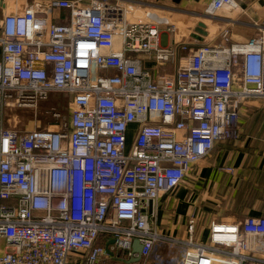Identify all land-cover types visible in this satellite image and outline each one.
<instances>
[{"label": "built area", "instance_id": "built-area-1", "mask_svg": "<svg viewBox=\"0 0 264 264\" xmlns=\"http://www.w3.org/2000/svg\"><path fill=\"white\" fill-rule=\"evenodd\" d=\"M137 7L49 0L0 18V264H150L167 240L154 226L162 195L236 139L244 102L264 98V27L164 46L161 22ZM225 7L240 6L212 0L206 13ZM56 9L68 22L52 21ZM55 92L70 96L67 119L5 125L6 105ZM188 231L180 264H264V216L215 221L207 243L195 215Z\"/></svg>", "mask_w": 264, "mask_h": 264}, {"label": "crops", "instance_id": "crops-1", "mask_svg": "<svg viewBox=\"0 0 264 264\" xmlns=\"http://www.w3.org/2000/svg\"><path fill=\"white\" fill-rule=\"evenodd\" d=\"M47 1L49 0H0V18L7 13L22 12L29 4L37 5ZM106 1L123 6H145L178 16L205 17L219 27L223 24V27L229 28L231 41H245L260 33L264 27V0H236L240 6L237 11L232 7H225L215 15L206 13L212 0H181L179 3L174 0ZM79 2L86 4L89 0ZM52 21L68 22V11L56 9ZM203 23L207 27V23ZM174 29L176 28H170V24L164 28L161 26L162 45L170 46L174 40H178L174 33L169 32H174ZM215 40L217 41L216 38ZM218 41H221V37ZM194 215L195 232L200 230L198 242H202L200 238L203 234H209L210 226L215 221L238 222L248 216H264V98L244 102L236 139L216 143L210 155L194 167L178 189L162 195L154 226L167 240L158 243L154 253L156 254V249L161 244L179 243L188 248V221ZM181 256L182 252L179 257L176 256L175 261L171 258V262L168 257L166 260L163 256L160 257L164 259L162 264H180ZM128 261L114 258L111 264H126ZM150 264H153L152 261Z\"/></svg>", "mask_w": 264, "mask_h": 264}, {"label": "rangeland", "instance_id": "rangeland-1", "mask_svg": "<svg viewBox=\"0 0 264 264\" xmlns=\"http://www.w3.org/2000/svg\"><path fill=\"white\" fill-rule=\"evenodd\" d=\"M139 7V8H138ZM138 9H143L148 11L156 17L158 21L162 22L161 26L164 28L167 24H170V28H176L172 32L174 33L175 37L178 40H185V41H193L198 43L200 41L206 43H218L219 34L222 29L227 28L223 27V24H220V27L216 25L215 22H211L210 19L198 18L196 16H184L172 13H167L165 11L154 10L151 8H147L145 6L140 7ZM237 11V10H236ZM206 22L207 27H201L200 23ZM164 23V25H162ZM205 25V24H204ZM169 26V25H168ZM230 27L229 25H227ZM199 29H204L207 31L206 34H202ZM217 41L215 40V38ZM214 38V39H213ZM211 39H213L211 41ZM200 40V41H198ZM198 41V42H197ZM216 41V42H215ZM118 39H116V47H120ZM175 68V65H168L166 66V71H172ZM53 110L60 113V117H55L53 114ZM70 114V96L66 93L55 92L51 93L47 99L42 100L39 104L35 107H16L12 105H6L4 108V122L7 127L11 128H19V129H43L52 127L51 125L55 122H59L61 119H67ZM138 125H133L131 132L129 134V145L127 150H129L131 141L133 138L134 133L137 130ZM195 167V166H194ZM194 169V168H193ZM193 171V170H192ZM192 171L190 173H192ZM181 185V184H180ZM179 188V186H178ZM177 188V189H178ZM200 231V230H199ZM195 232L197 240L200 232ZM197 233V234H196ZM208 233L203 234L200 238L202 242L208 241ZM185 246L177 243V244H164L156 249V254L152 256L151 260L152 263L156 262L158 259L157 255L163 256L165 260L168 257V260L171 262V258L175 259L179 257L181 252H184ZM177 256V257H176ZM164 260V259H163Z\"/></svg>", "mask_w": 264, "mask_h": 264}, {"label": "water", "instance_id": "water-1", "mask_svg": "<svg viewBox=\"0 0 264 264\" xmlns=\"http://www.w3.org/2000/svg\"><path fill=\"white\" fill-rule=\"evenodd\" d=\"M175 2L179 3L181 0H174ZM200 26L201 27H205L206 25H204V23H200ZM199 31L202 33V34H206L207 31L204 30V29H199ZM110 243H113V241H110ZM141 250H142V245L139 241H134L133 243V252L135 254V257L132 259V261H138L139 258H140V253H141ZM111 253V252H110Z\"/></svg>", "mask_w": 264, "mask_h": 264}]
</instances>
